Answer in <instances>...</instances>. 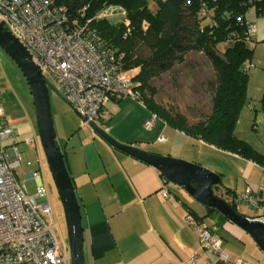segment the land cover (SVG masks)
<instances>
[{"label":"crops","instance_id":"0c3cea01","mask_svg":"<svg viewBox=\"0 0 264 264\" xmlns=\"http://www.w3.org/2000/svg\"><path fill=\"white\" fill-rule=\"evenodd\" d=\"M246 15L254 23L251 37L247 41L253 50L249 61L253 63L251 78L255 75L263 77L264 4L261 11H257L254 5L249 6ZM219 43L221 47H225L228 41L221 40ZM108 99H111L108 103L104 102L108 112L105 123L109 132L116 138L149 150L199 162L219 170L222 177L224 176L225 170L215 162L217 158L212 155L221 151L220 147L185 133L159 116L155 117L151 126L145 127L143 122L149 115V109L132 97ZM127 100L135 104L136 113L126 106ZM0 105L4 112V106L1 103ZM134 116L137 121L130 122V117ZM7 121L15 129L17 140L33 137L35 129L30 116L27 119L7 118ZM77 125L86 127L80 122ZM91 129L94 131L92 127ZM159 134L164 137L159 138ZM90 135L91 139L84 138L83 143L91 142L96 151V159L87 155L82 142L77 149L76 158L67 156L66 149L62 150L79 200L84 264L202 263L206 252L199 244L197 229L185 219L189 211L183 202L198 214L204 213L205 206L198 204L197 200L195 203L201 206L191 202L190 199L194 198L188 192L179 184V187L169 184L151 163L113 146L101 135L99 139H96L92 132ZM226 151L239 162L243 161L245 176L240 180L238 173H235L234 183L222 181L223 184L229 186L232 193L247 191L264 197L258 181L248 177L252 163L257 162L237 152ZM163 186L167 189L166 195L161 193ZM204 218H208L207 223L203 222ZM200 221L210 224L213 218L205 215ZM220 230L232 237L224 241L220 231L216 230L222 247L229 256V260L224 264H236L235 259L238 256L256 264L257 262L250 258L264 257L263 249L252 235L235 222L224 221ZM227 243L239 246L238 249L239 243L244 246L241 244V251H234L226 246ZM193 252L198 253L196 259L191 263L187 262L186 259Z\"/></svg>","mask_w":264,"mask_h":264},{"label":"built area","instance_id":"2783aa9c","mask_svg":"<svg viewBox=\"0 0 264 264\" xmlns=\"http://www.w3.org/2000/svg\"><path fill=\"white\" fill-rule=\"evenodd\" d=\"M83 7L79 8L80 13ZM123 11L120 5L108 3L97 15ZM0 19L23 44L40 71L81 113L84 121L92 120L106 130V99L130 95L141 101L119 54L88 25L89 17L75 21L64 1L0 0ZM253 29L254 23L248 19L250 36ZM252 66L253 63L248 62L246 69ZM156 116L150 112L144 125L151 126ZM163 137L159 134V138ZM2 138L10 142L3 143ZM31 140L30 136L24 138L26 142ZM16 141L15 129L8 123L0 105V264H69L65 249L50 228V207L43 190L30 193L19 179ZM28 175L40 183L37 170H31ZM161 193L167 194L164 186ZM232 198L237 203L259 206L262 210L252 217L264 220L263 196L244 191L236 192ZM185 219L197 229L199 244L206 252L200 264L226 263L229 256L218 232L189 212ZM197 255L193 252L186 261L193 262ZM235 263L251 264L241 256Z\"/></svg>","mask_w":264,"mask_h":264},{"label":"trees","instance_id":"16d2710c","mask_svg":"<svg viewBox=\"0 0 264 264\" xmlns=\"http://www.w3.org/2000/svg\"><path fill=\"white\" fill-rule=\"evenodd\" d=\"M59 1L67 4L75 21L89 17L88 25L119 54L125 69L135 67L131 74L133 85L137 88V97L150 112L189 135L264 165V152L239 137L234 130L239 109L246 98V62L250 61L253 51L247 42L251 36L247 32L246 12L250 5L261 11L264 0H155L154 7H150L147 0ZM108 3L120 5L123 15L117 18L97 15ZM226 39L229 42L225 47L217 45ZM140 43L148 47L147 53L139 51ZM190 50L203 52L213 68L209 109L194 118L169 102L157 100L155 86L150 82L153 76L171 67L175 61H182ZM261 103L264 115V91ZM211 187L219 196L224 197L217 190L227 194L228 198H224L240 211L232 198L236 192L232 193L231 188L223 184L221 173L219 181ZM183 203L197 219L201 220L205 215L213 218L210 224H205L211 229L218 230L224 221L230 220L214 206L204 205V213L198 214Z\"/></svg>","mask_w":264,"mask_h":264},{"label":"rangeland","instance_id":"374dc122","mask_svg":"<svg viewBox=\"0 0 264 264\" xmlns=\"http://www.w3.org/2000/svg\"><path fill=\"white\" fill-rule=\"evenodd\" d=\"M147 3L150 7L155 6V0H147ZM122 15L123 12H115L109 14V17L117 18ZM225 41L229 42V39H226ZM217 45L220 46V43ZM138 49L141 53L148 52V47L142 43L138 45ZM134 69L135 67H131L125 69V71L131 77ZM212 77L213 68L211 67L210 61L207 59L205 54L201 51L190 50L186 52L182 61H175L171 67L153 76L150 82L155 86V98L157 100L169 102L174 108L194 118L209 109L210 81ZM131 81L132 83L134 82L132 77ZM263 91L264 76L260 77L255 75L251 78V68L248 69L246 98L239 109L234 130L239 137L248 140L255 147L264 152V115L261 103ZM49 94L56 140L59 142L62 150L63 148L66 149L67 156L76 158L80 142L83 143L84 138L85 140L91 139L90 132H92V135L95 136L96 139L101 138L100 134L95 130L93 131L89 124L84 121L83 118L55 91L50 89ZM130 97L142 104L139 99L130 95H123L120 98L126 99ZM109 100L111 99H106V103H108ZM0 103L4 106L6 111L4 112L8 119H27L28 116L32 119L35 129L33 137L30 136L32 140L30 142H26L21 139L15 142L19 153V179L24 182L27 191L30 193L36 194L37 191L43 190L50 207V228L60 246L65 249L69 261L63 210L36 131L34 109L30 91L24 75L18 65L1 46ZM126 106L129 109H133V112L136 113V106L130 100L126 101ZM147 114H150V110ZM130 120V122H133V120L136 122L137 118L135 116L130 117ZM78 122L86 126L85 128L87 129L83 127L81 128L77 125ZM106 131L111 134L108 128ZM116 139L124 141L119 138ZM1 141L6 144L10 142L8 138H2ZM137 143L139 142L137 141ZM82 147L87 152V155L94 156L95 159L97 158L95 157L96 151L92 147L91 142L85 141ZM220 148L221 151L212 155L217 158L215 162L220 164L225 170L224 176L222 177L221 175L222 181L226 183H228L227 181L234 183L236 179L235 173H238V178L240 180L241 177L244 178L245 174L243 161L239 162L236 157H233V155L226 151L228 149H224L222 147ZM252 164L253 166L249 170L250 172L248 177L258 181L264 192V167L258 163L254 164V162ZM34 169L39 172L40 183H36V179L33 176L26 175V173ZM167 181L172 186L174 185L179 187L177 183L169 180ZM217 191L218 193L224 195V197L228 198V195L222 193L221 190ZM190 201L197 205V203H195L197 202L195 199H190ZM198 204L202 203L198 202ZM237 207L240 211L249 215L258 213L262 210L259 206L249 202H239L237 203ZM203 222L207 223L208 218H204ZM218 230L220 231L224 241L226 238H232L229 233L223 232L220 228ZM239 244V249V246L237 245L232 246L227 243L226 246L230 250L232 248L234 251H241L242 246L244 245L242 243ZM262 254L264 255L263 250ZM254 258L250 259L257 262L256 264H264V257Z\"/></svg>","mask_w":264,"mask_h":264},{"label":"water","instance_id":"95a60500","mask_svg":"<svg viewBox=\"0 0 264 264\" xmlns=\"http://www.w3.org/2000/svg\"><path fill=\"white\" fill-rule=\"evenodd\" d=\"M0 46L18 65L27 82L34 109L36 131L50 175L56 187L64 215L69 251V264H84L83 226L79 200L73 181L55 137L49 93L55 91L81 117L73 104L54 86L32 61L23 44L4 26L0 19ZM87 123L113 146L155 166L169 181L179 184L195 200L214 206L230 220L249 232L264 250V220L253 218L236 210L226 198L214 193L211 184L220 179V173L199 162L183 157L149 150L130 142L116 139L94 121Z\"/></svg>","mask_w":264,"mask_h":264}]
</instances>
